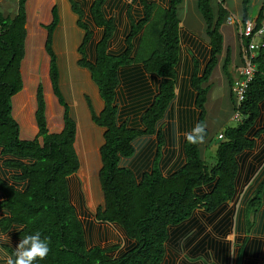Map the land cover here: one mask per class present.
<instances>
[{
  "label": "trees",
  "instance_id": "16d2710c",
  "mask_svg": "<svg viewBox=\"0 0 264 264\" xmlns=\"http://www.w3.org/2000/svg\"><path fill=\"white\" fill-rule=\"evenodd\" d=\"M28 1L19 0L13 17L0 10V154L13 172V182L0 172V231H13L18 239L35 233L47 238L50 251L34 264H177L173 253L168 257L169 244L189 249L193 260L182 264H208L198 258L208 260L209 252L222 264H232L228 235L264 231V179L244 191L264 162V46L255 60L258 72L237 108L238 124L224 129L216 162L209 166L199 143H189L184 134L206 123L210 86L204 84L223 52L225 1L196 0L208 37L204 44L181 26L185 0H68L84 31L79 65L89 70L104 102L97 112L88 98L92 121L104 129L98 171L104 205L95 216L123 230L127 245L117 256L112 251L119 245L89 246L95 225L85 226L71 202L69 177L81 168L79 125L62 89L55 50L61 23L57 6L46 26V50L53 90L64 107L62 128L49 130L41 86L37 136L25 137L15 118L12 99L25 85ZM251 7L252 0H242L243 20ZM263 20L264 1L258 25ZM183 42L191 49L184 63ZM230 62L229 49L225 73ZM231 97L235 102L233 90ZM205 133L204 141L210 134L206 126ZM248 240L236 264H255L244 262L245 255L261 256L262 243L254 241L246 249ZM5 248L13 254L12 247Z\"/></svg>",
  "mask_w": 264,
  "mask_h": 264
},
{
  "label": "rangeland",
  "instance_id": "374dc122",
  "mask_svg": "<svg viewBox=\"0 0 264 264\" xmlns=\"http://www.w3.org/2000/svg\"><path fill=\"white\" fill-rule=\"evenodd\" d=\"M185 1L181 9V26L183 30L193 32L196 38L207 44L208 37L205 33V24L196 8V0ZM262 1L252 0L253 13H258ZM18 2L19 0H0V10L5 16L13 17L18 12ZM43 3H45L44 11L48 14V18L45 20L39 16ZM52 6L53 8L54 6L59 8L61 16L60 28L55 38V50L59 55L63 71L62 89L79 125L76 149L81 168L69 177L71 202L76 207L85 226L89 222H93L95 225V231L87 239L89 246L100 245L109 248L119 245L120 249L112 251V255L118 256L127 245V238L123 230L114 224L101 222L95 216L98 208L104 205L103 191L98 177V170L101 166L99 148L104 142V129L98 127L92 121L88 98L92 101L97 112L101 111L104 102L89 70L79 65L82 58L79 52V46L81 45L79 43L82 39L80 33H84V31L78 26V14L73 10L71 2L68 0H30L32 16L28 29L27 54L23 62L25 85L12 99L14 115L25 137L33 138L37 136L39 129L36 123L35 111L37 108V92L39 86H41L47 104L48 128L51 132L60 131L62 128L64 107L60 104L53 90L49 73L51 57L46 50V26L50 24L52 19ZM226 6L232 14L242 12V0H225ZM230 23V19H226L225 25L222 26L223 34L227 39L229 38L227 31L231 26ZM95 34L99 37V28L95 29ZM229 46L234 52L233 41H230L225 45V51L218 55L220 63L214 69L207 83L210 89L205 103L207 111L205 126L210 134L208 139L199 143V145L203 158L209 166L216 162L217 144L220 140L218 137L219 131L238 124V120L232 118L235 105L234 102L232 105L230 101L228 83L226 82L229 78L233 80L234 76L230 73V70L228 73L224 71V62ZM190 52L191 49L188 44L183 42V57L185 55L191 56ZM89 145L90 147H88ZM165 151V148H161V152L165 153ZM0 172L4 178L13 182L11 177L13 172L4 166L1 154ZM230 205L235 206L233 202ZM99 228L102 229V235L99 234ZM4 235H8L9 242L0 240V256H2L4 250L2 244H8L15 249L18 246L13 231L7 233L0 231V236ZM234 238L235 234L231 233L228 239L232 240ZM172 253L177 264H182L183 261H188L187 259L190 258L193 260L188 248L184 249L182 246L169 244L168 257ZM198 260H204L203 262L209 264V261L203 257H199Z\"/></svg>",
  "mask_w": 264,
  "mask_h": 264
},
{
  "label": "crops",
  "instance_id": "0c3cea01",
  "mask_svg": "<svg viewBox=\"0 0 264 264\" xmlns=\"http://www.w3.org/2000/svg\"><path fill=\"white\" fill-rule=\"evenodd\" d=\"M263 1H262V3H263ZM185 2H184V4H185ZM45 3L42 4L41 13L39 15L40 18H42L44 20L48 18V14L45 13V11H44L45 10L44 9ZM260 7L261 6H259V9H260ZM28 8H29L30 19H31L32 10L30 8V0L28 1ZM52 8H53V6L51 7V9ZM226 8H227V6H226ZM252 9H253V7H251V10H250V17L257 18L258 17V13L257 12L256 13H253ZM240 16H241V18H239ZM227 19H230V22H231L230 23L231 26H230V28L227 31V33L229 34V38H228L229 40L226 38L225 34H223V27H221V32H222V34L224 36V47H223V51H225V49H226L225 45L228 44L230 41H233V45H234V52H233V50H231V47L230 46L227 48V52L230 49V53H231V62L229 64V70H230V73H232V75L234 76V79L233 80H230V78H229L228 81L226 80V82L228 83V88H229L230 101H231V103L233 105V100H232V97H231V93H232V90L234 91L235 87L238 85L239 81L241 80L242 59H241L240 38H239V33H238V25H239V21L243 20V11L240 14L239 13L232 14L229 11V15H228V18ZM223 25H225V22L223 23ZM59 28H60V25L58 27V30H59ZM82 34L83 33H80V38L83 39V35ZM55 38H56V36H55ZM82 39H81L79 45L81 44ZM55 42H56V39H55ZM226 55H227V53H226ZM184 58H186V55L182 59V62L183 63L185 62V59ZM219 63L220 62H218V64ZM182 78H184V75L182 74V71H181L180 72V79H182ZM207 83H205L204 85H207ZM232 118H233V113H232ZM223 131H224V129L220 130L219 133H221ZM88 147H90V145ZM261 147H262V145L259 146V148H261ZM99 170H100V168H99ZM263 179H264V162L255 171L254 175L251 177L250 182L245 186L244 191L245 190H249V188L253 186V183L255 181H257L258 184H260V182ZM232 233L235 234V238L234 239H232V240L231 239H228L230 234L226 238V240L228 241V243L230 245V248H231V257H232L231 260H232V264H234V263L236 264V262L238 261V259H239L238 257H239V254H240V249H241L242 245L245 243V240L247 238H249V240H248V242H247V244L245 246L246 249H248V247L250 248L249 245H251L254 241H258V242H260V244L262 243L261 249H260L261 256L260 255L258 257H256V256L253 257L252 256L251 258H249L250 255H245L244 258H243L244 262L245 261H247V262L248 261H251V262H255V264H264V231L254 234V233H250V232L239 233V232H236L235 230H233ZM15 240H17V242L14 241V242H16V244H19L20 241H21V239H18V238H15ZM5 245H8V244H5V243L2 244V247H3L4 250H3L2 256H0V264H6V259H5L4 253H7L8 255H10L9 252L7 251V249L5 248ZM12 248L15 250L14 247H12ZM208 254H210V256L208 258L209 264H222L220 262V260L214 259V257L212 256L213 254L211 252H209ZM234 257H235V261H234Z\"/></svg>",
  "mask_w": 264,
  "mask_h": 264
},
{
  "label": "built area",
  "instance_id": "2783aa9c",
  "mask_svg": "<svg viewBox=\"0 0 264 264\" xmlns=\"http://www.w3.org/2000/svg\"><path fill=\"white\" fill-rule=\"evenodd\" d=\"M238 33L240 38L241 50V80L235 87V109L234 119L239 120L240 113L237 110L240 103L244 100L249 82L252 81L258 72V64L255 62L258 57L259 49L264 46V20L258 25L257 18L249 17L246 20L239 21ZM219 139H223V132L219 133Z\"/></svg>",
  "mask_w": 264,
  "mask_h": 264
},
{
  "label": "clouds",
  "instance_id": "9594fccd",
  "mask_svg": "<svg viewBox=\"0 0 264 264\" xmlns=\"http://www.w3.org/2000/svg\"><path fill=\"white\" fill-rule=\"evenodd\" d=\"M185 139L192 144L202 143L205 138V126L197 123L191 132L185 133ZM0 240L9 242L8 235L0 236ZM50 251L47 238L41 239L40 233L25 236L14 250L13 254L4 253L6 264H34L43 260Z\"/></svg>",
  "mask_w": 264,
  "mask_h": 264
},
{
  "label": "flooded vegetation",
  "instance_id": "af4514ba",
  "mask_svg": "<svg viewBox=\"0 0 264 264\" xmlns=\"http://www.w3.org/2000/svg\"><path fill=\"white\" fill-rule=\"evenodd\" d=\"M116 47H118V40L115 42V44H114V46H113V48H116ZM103 109V108H102ZM101 109V110H102ZM102 165V164H101ZM103 194V193H102ZM103 199H104V195H103Z\"/></svg>",
  "mask_w": 264,
  "mask_h": 264
}]
</instances>
